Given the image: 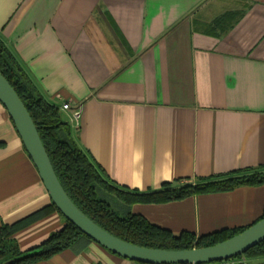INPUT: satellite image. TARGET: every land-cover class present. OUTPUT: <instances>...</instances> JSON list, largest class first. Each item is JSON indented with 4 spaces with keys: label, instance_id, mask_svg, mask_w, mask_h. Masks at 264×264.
Wrapping results in <instances>:
<instances>
[{
    "label": "crops",
    "instance_id": "crops-1",
    "mask_svg": "<svg viewBox=\"0 0 264 264\" xmlns=\"http://www.w3.org/2000/svg\"><path fill=\"white\" fill-rule=\"evenodd\" d=\"M228 13L237 21L223 32L216 21ZM0 37L119 187L159 190L264 165V0H0ZM0 143V224H18L13 238L28 251L66 220L37 215L52 201L1 103ZM117 212L200 237L259 221L264 186L120 200ZM32 264L137 263L82 237Z\"/></svg>",
    "mask_w": 264,
    "mask_h": 264
},
{
    "label": "trees",
    "instance_id": "trees-1",
    "mask_svg": "<svg viewBox=\"0 0 264 264\" xmlns=\"http://www.w3.org/2000/svg\"><path fill=\"white\" fill-rule=\"evenodd\" d=\"M230 20H232L231 24ZM236 21L237 14L228 13L217 19L216 27L226 32ZM0 73L10 82L29 111L55 173L68 196L87 217L110 234L127 243L150 249L191 250L216 245L252 226L222 230L200 237L189 232L175 236L171 231L151 224L142 216L130 212L124 216L120 215L110 204L98 197L99 189L117 196L129 206L138 203L166 204L190 196L228 192L239 187L264 186V165L208 178L199 177L193 182L180 185L168 183L159 190L139 191L119 187L109 180L93 156L77 144L70 124L63 118L60 107L49 102L38 91L1 37ZM53 212L59 211L51 203L37 215ZM17 227L18 224H0V264L8 261H11V264L44 261L71 248L82 237L90 239L66 220L63 229L53 232L43 244L22 251L17 240L13 238ZM35 251L37 252L33 254ZM243 256L248 260L264 258V241L249 249Z\"/></svg>",
    "mask_w": 264,
    "mask_h": 264
},
{
    "label": "water",
    "instance_id": "water-1",
    "mask_svg": "<svg viewBox=\"0 0 264 264\" xmlns=\"http://www.w3.org/2000/svg\"><path fill=\"white\" fill-rule=\"evenodd\" d=\"M0 103L7 110L28 156L50 195L52 204L66 220L111 253L142 264H212L243 256L249 249L264 241V218L228 240L210 247L191 250L150 249L115 237L87 217L68 196L55 173L29 111L1 73ZM3 264H11V261Z\"/></svg>",
    "mask_w": 264,
    "mask_h": 264
},
{
    "label": "built area",
    "instance_id": "built-area-1",
    "mask_svg": "<svg viewBox=\"0 0 264 264\" xmlns=\"http://www.w3.org/2000/svg\"><path fill=\"white\" fill-rule=\"evenodd\" d=\"M70 108L69 104H66L63 106V109L67 110ZM81 117V111L77 110L74 112L73 114V120L78 124L79 123V119ZM215 264H249V260L244 257V256H239V257H235L232 259H228V260H223L220 262H216Z\"/></svg>",
    "mask_w": 264,
    "mask_h": 264
},
{
    "label": "rangeland",
    "instance_id": "rangeland-1",
    "mask_svg": "<svg viewBox=\"0 0 264 264\" xmlns=\"http://www.w3.org/2000/svg\"><path fill=\"white\" fill-rule=\"evenodd\" d=\"M98 197L100 199L106 201L108 204H110L112 206V208H114V210H116V211L118 210L120 200L117 196L105 191L104 189H99L98 190Z\"/></svg>",
    "mask_w": 264,
    "mask_h": 264
}]
</instances>
